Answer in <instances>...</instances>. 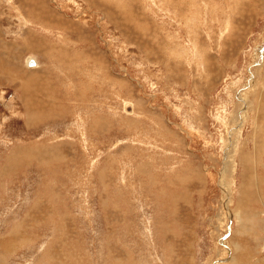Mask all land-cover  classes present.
Wrapping results in <instances>:
<instances>
[{"label": "rangeland", "instance_id": "rangeland-1", "mask_svg": "<svg viewBox=\"0 0 264 264\" xmlns=\"http://www.w3.org/2000/svg\"><path fill=\"white\" fill-rule=\"evenodd\" d=\"M0 264H264V0H0Z\"/></svg>", "mask_w": 264, "mask_h": 264}, {"label": "bare ground", "instance_id": "bare-ground-1", "mask_svg": "<svg viewBox=\"0 0 264 264\" xmlns=\"http://www.w3.org/2000/svg\"><path fill=\"white\" fill-rule=\"evenodd\" d=\"M64 22H65V21H64ZM29 66H31V67L35 66V62L32 61V62L30 63ZM261 105H262L261 103H258V102H257L256 107L259 108V107H261ZM257 110H258V109H257ZM235 130H236V129H234V131H235ZM234 131H233V133H232V136L234 135ZM231 141L233 142V137H231ZM231 144H232V143H231ZM235 145H236V144H235ZM232 149H233V148H232ZM230 150H231V149H230ZM230 153H231V152L228 151V155H227V157H229V158H230V155H231ZM227 188H228V187H227ZM228 190H229V188H228ZM239 205L242 206V203H240ZM246 216H247V218H249L248 215H246ZM243 217H244V216H243ZM247 218H246V219H247ZM246 221H247V220H246ZM226 245H229V244H226ZM226 245H225V246H226ZM228 247H229V246H228ZM228 251H229L230 253L232 252V250H228ZM229 252H228V253H229ZM220 262H221V261H220Z\"/></svg>", "mask_w": 264, "mask_h": 264}]
</instances>
